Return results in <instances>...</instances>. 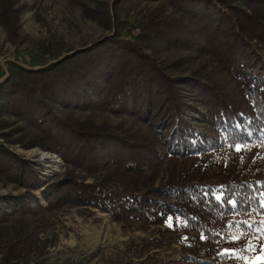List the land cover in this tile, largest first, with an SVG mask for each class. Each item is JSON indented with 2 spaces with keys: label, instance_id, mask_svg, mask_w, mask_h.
<instances>
[{
  "label": "trees",
  "instance_id": "16d2710c",
  "mask_svg": "<svg viewBox=\"0 0 264 264\" xmlns=\"http://www.w3.org/2000/svg\"><path fill=\"white\" fill-rule=\"evenodd\" d=\"M147 1L161 4L135 16L134 39L108 35L48 67H18L0 84V179L30 190L27 197L10 199L14 225L1 228L8 237L0 264H42L56 244L47 237L54 229L52 218L70 208H94L125 226L161 229L159 237L133 241L122 264H159V254L150 253L172 237L184 247L189 264H233L228 260L243 257V246L235 245L244 235H253L264 247V67L254 71L246 63L249 41L264 47V0ZM127 6V0L114 1L118 28L133 27L117 13L119 7L129 16ZM22 12L17 0H0V25L10 42L27 50L31 41L20 31ZM84 13L105 29L113 25L107 8ZM37 43L46 56L62 48ZM160 46L210 56L232 78L237 95L220 84L170 76L154 56ZM84 87L104 107L128 100L169 117L163 136L169 152L159 141L161 124L155 134H146L55 112L53 102L66 109L82 105ZM185 92L205 108L203 123L214 137L193 131L186 121ZM3 112L36 132L25 149L58 155L64 173L38 186L33 164L4 144L12 122L1 117ZM40 189L44 203L31 194ZM5 215L0 209V223ZM229 249L234 252L227 254Z\"/></svg>",
  "mask_w": 264,
  "mask_h": 264
},
{
  "label": "rangeland",
  "instance_id": "374dc122",
  "mask_svg": "<svg viewBox=\"0 0 264 264\" xmlns=\"http://www.w3.org/2000/svg\"><path fill=\"white\" fill-rule=\"evenodd\" d=\"M114 1L17 0V6L23 7L20 16V31L31 42L25 44L27 50L16 47L9 41L6 31L0 25V79L5 76L6 70L11 75L18 70V67L34 69L48 67L63 55L80 48H86L111 34L116 33L122 39H134L138 33L135 16L139 12L152 10L161 4L147 0H127L129 16L123 12L122 8L118 7L117 13L120 17L128 24H133L134 28L129 27V29L116 26ZM102 7L109 9L111 13L113 25L110 29H105L99 21L84 13L86 9L95 10ZM166 10L171 11L168 7ZM37 42L60 43L62 48L54 55L46 56L44 55L46 50ZM248 47L250 54L246 62L248 67L254 71L263 68L264 47L254 40L249 41ZM154 56L166 72L174 78H194L211 84H220L231 95H237L232 78L208 55L197 50H172L160 46ZM79 93L84 102L82 105L66 109L53 102L52 107L55 112L61 115L73 114L80 120L90 118L96 123H106L112 126L123 125L135 132L146 134H155L157 124H161L162 136L159 137V141L164 146L163 152H169L168 141L166 137H163L168 135L169 129H166L165 126L171 122L169 117H162L157 111H146L141 102L134 104L128 100H122L112 104L109 108L104 107L99 104L95 93L87 87L81 89ZM186 94L188 96V93ZM187 102L190 111L186 116V121L192 124L193 131L199 130L207 134L206 136L209 138L214 137L213 132L203 123L205 108L198 106L190 96H188ZM1 117L12 122L8 141L4 142L2 139L1 141L8 149L33 164L39 174L38 186H42L55 174L64 173L66 165L58 155L43 152L37 148L25 149L24 146L36 134L33 128L4 112ZM43 155L49 156L50 159L43 160ZM57 159L60 160L59 163L54 162ZM41 190H31V194L40 203H44ZM29 194L30 190L24 188L20 183L6 178L0 179V209L6 213L4 222L0 223V261L3 241L5 237H8L7 230L5 237L1 235L5 232V229L1 231V228H11L14 225L15 207L10 199L19 195L27 197ZM32 206L34 208L35 203ZM52 220L54 229L48 232L47 237L49 240H53L52 242L55 241L56 244L48 249V254L41 261L42 264H122L128 261L126 250L133 241L139 243L142 240L159 237L161 230L144 223L125 226L114 222L109 214H103L94 208L65 209L57 212ZM170 224V222L167 223L163 228H169ZM243 238V241H239L240 244L235 245V248L243 246L242 252L240 251L243 257L228 261H232L233 264H264V247L253 235H244ZM232 250L229 249L225 252L232 254L234 252ZM154 253L159 254V264H170L171 262L189 264L185 259L188 255L187 252L173 237L168 244H164L159 250H152L150 254ZM137 262V259L133 260V263Z\"/></svg>",
  "mask_w": 264,
  "mask_h": 264
},
{
  "label": "water",
  "instance_id": "95a60500",
  "mask_svg": "<svg viewBox=\"0 0 264 264\" xmlns=\"http://www.w3.org/2000/svg\"><path fill=\"white\" fill-rule=\"evenodd\" d=\"M102 40H103V39H102ZM100 41H101V40H100ZM100 41L96 42L95 44L99 43ZM95 44H92V45H90V46H88V47H86V48H80V49L74 50L73 52H70V53H68V54H65V55H63L61 58H59L58 60L54 61L53 63H57V62H59V61H62V60L65 59L67 56L74 55V54H75L76 52H78V51L86 50V49H88V48L94 46ZM29 69H34V68H29ZM37 69H40V68H37ZM5 70H6V69H5ZM9 76H10V74H9V72L6 70V74H5V76L2 77V78L0 79V84L3 83V82H4Z\"/></svg>",
  "mask_w": 264,
  "mask_h": 264
},
{
  "label": "snow or ice",
  "instance_id": "6c2138e0",
  "mask_svg": "<svg viewBox=\"0 0 264 264\" xmlns=\"http://www.w3.org/2000/svg\"><path fill=\"white\" fill-rule=\"evenodd\" d=\"M239 150V149H238ZM224 196V194L221 192V194L219 196H217L216 198L219 200L221 199L222 197ZM225 203H235L234 201H231V200H225L224 201Z\"/></svg>",
  "mask_w": 264,
  "mask_h": 264
},
{
  "label": "bare ground",
  "instance_id": "6f19581e",
  "mask_svg": "<svg viewBox=\"0 0 264 264\" xmlns=\"http://www.w3.org/2000/svg\"><path fill=\"white\" fill-rule=\"evenodd\" d=\"M42 158H43V160H49V159H50V158H49V156H47V155H43V157H42ZM54 162H56V163L58 162V163H59V162H60V160H59V159H57V161H54ZM106 217H107V218H109V216H106Z\"/></svg>",
  "mask_w": 264,
  "mask_h": 264
}]
</instances>
